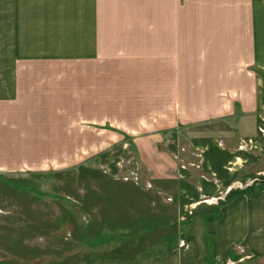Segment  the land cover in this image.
<instances>
[{
	"label": "rangeland",
	"instance_id": "374dc122",
	"mask_svg": "<svg viewBox=\"0 0 264 264\" xmlns=\"http://www.w3.org/2000/svg\"><path fill=\"white\" fill-rule=\"evenodd\" d=\"M123 1L116 23L143 4ZM125 35L93 61L64 41L57 58L19 66L18 101L0 105V264L253 258L244 229H264V111L217 95L236 87L232 66L158 63L154 42L135 39L153 34Z\"/></svg>",
	"mask_w": 264,
	"mask_h": 264
},
{
	"label": "crops",
	"instance_id": "0c3cea01",
	"mask_svg": "<svg viewBox=\"0 0 264 264\" xmlns=\"http://www.w3.org/2000/svg\"><path fill=\"white\" fill-rule=\"evenodd\" d=\"M22 1L0 0V105L18 101L19 66L57 58L60 42H72L74 60L83 62L98 59L102 45L112 50L115 40L130 41L125 34H153L135 39L154 42L158 63L232 66L227 74L236 87L217 95H232L243 111H264V0H141L136 14L124 13L118 23L115 3L125 7L123 0ZM70 2L73 11L67 9ZM67 17L72 18L69 23ZM203 188V193L212 189L209 184ZM257 224L254 220L252 229H244L253 258L243 264H257L264 257V229H256ZM212 234L225 248L223 234ZM216 257L223 258L220 251Z\"/></svg>",
	"mask_w": 264,
	"mask_h": 264
}]
</instances>
